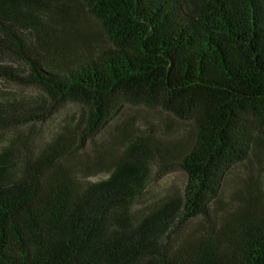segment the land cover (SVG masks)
<instances>
[{
    "label": "trees",
    "instance_id": "trees-1",
    "mask_svg": "<svg viewBox=\"0 0 264 264\" xmlns=\"http://www.w3.org/2000/svg\"><path fill=\"white\" fill-rule=\"evenodd\" d=\"M0 76L48 94L0 88V264H264V194L221 200L264 162V0H0ZM46 101L81 113L2 132ZM125 107L166 113L161 134L111 130ZM154 169L184 191L145 202Z\"/></svg>",
    "mask_w": 264,
    "mask_h": 264
},
{
    "label": "rangeland",
    "instance_id": "rangeland-1",
    "mask_svg": "<svg viewBox=\"0 0 264 264\" xmlns=\"http://www.w3.org/2000/svg\"><path fill=\"white\" fill-rule=\"evenodd\" d=\"M79 32L74 29L77 35L87 32V27L83 22L81 26H78ZM7 65V63H5ZM8 66L17 68L18 63L12 62ZM0 88L4 93H11L13 96L18 98H38L37 100H47L48 94L43 90V88L34 85H21L13 81L10 78L0 76ZM33 105V104H32ZM36 110L31 111L30 114H41L48 111L49 104L46 101L42 108L33 105ZM48 115L44 120L41 118L34 119L31 124L23 123L19 125H13L4 129L2 132L8 134H13L15 132H23L24 134L33 129L36 137V143L41 138H44L48 133L53 131L60 123L70 120L71 117L80 115L81 105L76 103H65L59 108L53 111H48ZM166 113L159 110H146L140 107H125L119 116V119L114 118L112 124H110L111 130L118 122H128L135 123L140 130L148 126H153L156 128V133L161 134L162 126L165 124V120L168 118L165 116ZM174 126L170 133L171 136H176L181 133L179 128V123L177 121H171ZM1 131V130H0ZM107 129L102 130L96 137L97 141H106L105 136L108 135ZM164 132V131H163ZM162 132V133H163ZM170 136V137H171ZM111 135L109 136L111 140ZM105 173L99 172L92 175L90 180H97L99 177L104 176ZM151 182L145 188L146 197H144L145 202L152 201L154 196L159 194H169L175 192L181 194L184 191V186L186 183V174L180 170H172L159 174L157 169L153 170L151 176ZM251 191L254 195L264 194V162L260 163L254 158H249L248 160L234 165L229 172L226 174L224 183L221 191L222 204L225 207L233 204V198H238V196L245 194V192ZM143 202V201H142ZM141 202V203H142ZM188 225V224H187Z\"/></svg>",
    "mask_w": 264,
    "mask_h": 264
}]
</instances>
